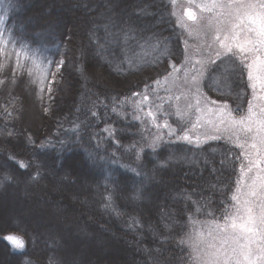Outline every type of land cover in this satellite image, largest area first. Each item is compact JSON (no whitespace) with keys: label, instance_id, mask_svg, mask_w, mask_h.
<instances>
[{"label":"trees","instance_id":"trees-1","mask_svg":"<svg viewBox=\"0 0 264 264\" xmlns=\"http://www.w3.org/2000/svg\"><path fill=\"white\" fill-rule=\"evenodd\" d=\"M173 7L167 0H0V200L8 189H24L20 201L31 205L0 228V263L64 264L74 259L61 246L66 234L106 241L115 251L102 258L90 245L84 264H193L180 240L203 232L212 217L185 211L194 206L184 197L203 198L219 220L215 209L222 199L230 202L240 161L225 141L197 147L177 140L191 125L175 114L174 99L163 104L156 123L167 122L175 135L163 130L159 147H144L134 102L144 95L149 105L167 100L168 62L181 69L178 76L184 71ZM109 16L124 31L130 22L136 38L125 43L119 32L116 42L107 40ZM157 45L172 56L155 53ZM227 65V78L230 62L202 79L204 95L246 110L244 71L231 75L227 100L216 90L226 85L219 76ZM79 176L88 186L76 192ZM55 186L64 190L53 192ZM8 235L24 241L21 252L3 239Z\"/></svg>","mask_w":264,"mask_h":264},{"label":"snow or ice","instance_id":"snow-or-ice-1","mask_svg":"<svg viewBox=\"0 0 264 264\" xmlns=\"http://www.w3.org/2000/svg\"><path fill=\"white\" fill-rule=\"evenodd\" d=\"M170 2L174 6L177 0ZM172 15L175 16L176 13L173 12ZM124 23L127 24V31L109 16L104 25L106 39L116 42L119 32H123L125 43L135 39L132 33L136 29L130 22ZM2 24L3 20L0 19V25ZM177 24L189 35L195 33L206 37L200 49L202 58L193 62V53L185 49L184 68L187 69L191 64L193 74L189 78V72L185 70L183 78L172 79L171 86L165 89L169 93L167 100L159 98V104L152 102L145 116L156 121L163 104L174 99L177 102L174 105L175 114L181 120L186 118V123L191 125V128L184 129L183 135H177V140L189 144L195 141L199 147L201 135L193 137L192 132L203 129L204 141L220 140L226 136L241 149L237 157L240 161V175L236 180V191L231 195V203L222 199V207L215 209L221 213L219 220L210 203L203 198L193 199L192 194L185 195L184 199L191 201V206H194L186 207L185 211L192 210L193 214L211 216L212 221L205 222L206 237L202 231L196 232L195 236L185 233L186 239L182 237L180 243L190 242L196 253L195 264H264V0H186ZM113 28H118L119 31L112 32ZM158 45L153 46V51H159L161 56H172L167 47L159 48ZM4 46L3 32L0 31V54L3 53ZM226 62L233 65V73L247 72L252 98L248 100L246 110L242 103L229 107L228 103L209 101L204 95L202 79L219 72L220 65ZM59 63L62 64L63 61ZM170 67L177 72L181 70L176 69L174 64ZM233 73H229L227 78L220 73L222 80L229 81L225 85L227 91L216 89L225 100L232 95L230 81ZM172 76V72L167 74L166 84ZM136 95L133 93V96ZM236 99L243 100V97L237 94ZM148 101V95H144L141 111ZM137 119L143 118L137 116ZM155 127L160 131L143 140L145 146L152 150L164 141L162 129L167 128L169 136L175 135L167 122L162 125L157 122ZM227 155L225 153V158ZM224 163L225 160H221V164ZM230 191V187L226 188L223 195L227 197ZM4 238L15 248L22 249L25 246L24 241L17 236L8 235Z\"/></svg>","mask_w":264,"mask_h":264},{"label":"rangeland","instance_id":"rangeland-1","mask_svg":"<svg viewBox=\"0 0 264 264\" xmlns=\"http://www.w3.org/2000/svg\"><path fill=\"white\" fill-rule=\"evenodd\" d=\"M167 1L170 2V0H167ZM185 3H186V0H177V3L174 5V7H173L174 10L173 11L176 13V15L178 17L182 16L183 7L185 6ZM170 4H171V2H170ZM193 10L196 11L195 9H193ZM177 26L182 31L181 37H182V40L184 42L183 43V51H184V53H185V49H188L191 53H193V55L191 57L193 62H195L196 60L201 59L202 57H201V54H200V49L203 47V43H204L206 37L197 36L195 33H193L192 35H189L188 32L185 31L184 29H182L178 24H177ZM157 52H155V53H157ZM236 63L239 64V60H237ZM171 64H172L171 62H168V65H169V68H170L169 72H172L173 76L169 79V81L167 83V88H169L171 86V80L172 79H175L177 77L183 78L185 70H187L189 72V78H190L191 74H193V69H192V65L191 64H189L187 66V69L184 68V71L182 73H180L179 76H178L177 71H174L173 68L170 67ZM197 67H199V65H197ZM175 68L179 69L178 66H175ZM229 68L230 67L228 65L225 66L224 68H222V71L220 73L226 74ZM225 70H227V71H225ZM244 74H245L246 83L248 85L247 72L244 71ZM219 79H221V76H219ZM219 79H218V81H219ZM224 82L227 83V80H224ZM219 84H220V82H219ZM221 85H223L222 81H221L220 86ZM216 88H220V89H222L224 91L227 90L225 85H224V87L216 86ZM248 88L250 89L248 100H250L252 98V95H251L252 90H251L250 87H248ZM173 92L176 95H179V92H176L175 89H173ZM142 99L143 98H138L134 102L133 105H134V109H135V119L140 123V125H142L141 126L142 127V135H143V139H144V138H147V137H149L151 135H155L160 130L155 127L156 121H153L151 118H147L145 116V112L148 110L149 104L145 103L144 110L143 111L140 110L141 109V101H142ZM248 100H247V102H248ZM209 101H211V100L209 99ZM176 103L177 102L175 101V104ZM193 103H195V101H193ZM217 103L218 104H223L221 102H217ZM246 107H247V104H246ZM31 113H32V110L30 108H27L24 111L25 115H30ZM137 116H140L143 119H137ZM192 119L193 120L195 119V114L192 115ZM163 130L168 132L167 128L162 129V131ZM203 131H204L203 129H197V130H194L192 132L193 137H195L196 135H201V143L202 142H206V141H204V138H203V135H202ZM183 134H184V131H183V133L181 135H183ZM220 140L221 141H225V142H227L228 145H231V146L235 147L238 150V156H239V153L241 152V149L239 147H237L234 142L229 141L226 136L224 138L220 139ZM181 141L189 144L186 141H183V140H181ZM210 141H218V140H210ZM210 141H208V142H210ZM189 145L196 146L195 141H193V143L189 144ZM144 147H146V146H144ZM146 148H148V147H146ZM239 175H240V165H239ZM77 179H78L77 183L72 185V190H74L76 192L85 190L86 187L88 186V184H86L83 180H81L80 176ZM21 190H20V192L19 191L17 192V191H15L13 189H8L6 191V194H5L6 197H4L3 199L0 200V207H1L0 211L5 212V217L2 220H0V228L9 226L10 224H14V222L12 221L14 214L15 215L16 214L17 215L18 214H22V213H24V211L26 209H28L31 206V205L28 204V201L26 202L27 199H25V201H23V203L20 201V199L24 195H28V193H26V191H24V189L22 190L23 192ZM63 190H64L63 187L55 186V189L53 190V192H59V191H63ZM235 191H236V186H235V189L232 192V194ZM231 195H230V198H231ZM148 198H149V193L145 194L143 199L146 200ZM128 199L132 200V198L130 196H128ZM229 203H231V199H230ZM208 222H211V221L208 220ZM220 222H223V221H220ZM51 231H54V229L51 230ZM193 233H195V231H193ZM193 233L188 232V234H193ZM203 233H204V236L206 237L207 236V229L204 228L203 229ZM193 236H195V235H193ZM70 238H71V235L68 236V235L65 234L64 236H62V239H60L61 246L62 247H66L67 249L70 250L71 254H74V259H72L70 261H67V262H64V264H81L80 262H77L80 258H81L82 264H84L85 254H86L87 249H88V247L90 245H93L94 248L97 249L98 257L104 258L106 255H109V254H112V253L115 252L113 250V248L110 249V248H107V246L105 247V242L106 241H102V240H94V241H92V239L80 238V237H77V236L74 237V240H70ZM3 239L9 244V246L11 247V249L13 251L21 252L22 249H18V248L13 247L5 238H3ZM186 244L191 250L192 263L195 264L196 253L194 252L193 247L191 246L190 242L186 243ZM117 253H118V251H117ZM26 263L28 264V262H26ZM0 264H14V263H12L11 261H7V259L4 258L3 261H1ZM29 264H32V263H29Z\"/></svg>","mask_w":264,"mask_h":264}]
</instances>
